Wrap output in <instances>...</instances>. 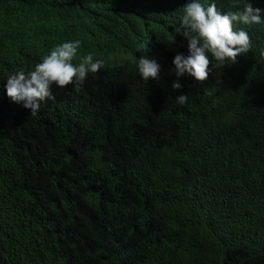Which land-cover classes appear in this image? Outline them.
<instances>
[{"label": "trees", "instance_id": "trees-1", "mask_svg": "<svg viewBox=\"0 0 264 264\" xmlns=\"http://www.w3.org/2000/svg\"><path fill=\"white\" fill-rule=\"evenodd\" d=\"M189 2L0 0V264H264V23L237 25L252 49L236 63L178 77ZM56 39L103 67L31 115L6 80Z\"/></svg>", "mask_w": 264, "mask_h": 264}, {"label": "clouds", "instance_id": "clouds-1", "mask_svg": "<svg viewBox=\"0 0 264 264\" xmlns=\"http://www.w3.org/2000/svg\"><path fill=\"white\" fill-rule=\"evenodd\" d=\"M239 6V0L236 5ZM262 9L254 8L252 3H244L238 11L223 12L216 3L205 7L200 0H190L184 6L181 21L183 35L187 40V56L178 53L173 63L178 77L188 74L197 82L203 83L209 79L212 72V60L215 67L237 62L240 55L247 54L252 49L249 33L237 25L262 24ZM50 54L38 63L34 70L10 75L6 80V92L9 98L31 110L36 115L42 104L55 101L53 86L63 89L71 86L79 92L89 73L96 74L103 67V61L93 54L83 53L81 41H53ZM264 55V53H262ZM81 62L79 65H75ZM139 74L145 82L149 79H161V65L149 56L137 61ZM179 90L182 85L177 81L172 85ZM188 95H180L176 99L179 105L187 104Z\"/></svg>", "mask_w": 264, "mask_h": 264}, {"label": "rangeland", "instance_id": "rangeland-1", "mask_svg": "<svg viewBox=\"0 0 264 264\" xmlns=\"http://www.w3.org/2000/svg\"><path fill=\"white\" fill-rule=\"evenodd\" d=\"M178 51V50H177Z\"/></svg>", "mask_w": 264, "mask_h": 264}]
</instances>
